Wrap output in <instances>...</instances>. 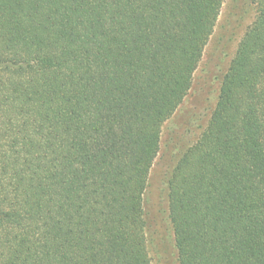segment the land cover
<instances>
[{"label":"trees","instance_id":"trees-1","mask_svg":"<svg viewBox=\"0 0 264 264\" xmlns=\"http://www.w3.org/2000/svg\"><path fill=\"white\" fill-rule=\"evenodd\" d=\"M225 0H0V264H153L144 195ZM167 180L179 264H264V0Z\"/></svg>","mask_w":264,"mask_h":264},{"label":"rangeland","instance_id":"rangeland-1","mask_svg":"<svg viewBox=\"0 0 264 264\" xmlns=\"http://www.w3.org/2000/svg\"><path fill=\"white\" fill-rule=\"evenodd\" d=\"M257 15L253 0H225L214 33L183 104L162 129L159 155L144 195L147 237L153 264H179L168 211L167 180L182 155L208 127L222 80Z\"/></svg>","mask_w":264,"mask_h":264}]
</instances>
